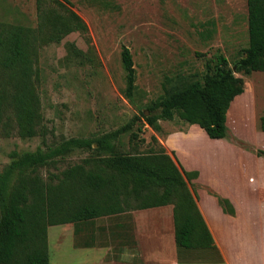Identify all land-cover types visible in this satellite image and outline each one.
Instances as JSON below:
<instances>
[{
  "label": "rangeland",
  "instance_id": "374dc122",
  "mask_svg": "<svg viewBox=\"0 0 264 264\" xmlns=\"http://www.w3.org/2000/svg\"><path fill=\"white\" fill-rule=\"evenodd\" d=\"M38 1L0 0V22L36 28ZM61 1L72 4L87 23L88 31L71 32L60 42L39 47L35 67L39 70L36 86L42 117L37 134L30 138L20 136L14 122L0 128V171L10 162L13 150H47L71 137L95 138L138 116L133 129L117 140V151L150 152L157 147L152 142L156 136L157 145L164 147L181 167L201 168L202 178L190 177L188 187L212 225L216 247L224 245L237 250V240L234 245L228 244L227 235L229 230L237 232L239 224L230 219L228 224L223 221V208L217 198L224 197L223 192L214 189L209 181L218 180L225 190L233 191V200L239 206L245 180L244 175L238 174L237 164L255 157L260 161L259 168L254 170L259 176L254 191L264 197V154L256 153L257 149L264 151V133L259 127V118L264 115V71L249 75L236 72L244 79L245 90L230 105L227 138L211 139L201 127L178 115L172 120H159L157 130L146 123L142 114L159 112L149 108L172 91L203 80L207 62L218 55H224L230 67H234L249 45L247 0ZM42 2L45 7L56 5L54 0ZM124 46L132 52L137 77L130 98L124 91ZM132 131L138 134L137 144L131 141ZM243 150L247 151L245 155ZM97 155L93 149L76 148L59 163V168L63 170ZM59 229L48 228L50 264H114L106 257L107 248L77 247V239L70 232H62L56 240ZM154 240L161 243L158 237ZM158 246L154 245L157 250Z\"/></svg>",
  "mask_w": 264,
  "mask_h": 264
},
{
  "label": "trees",
  "instance_id": "16d2710c",
  "mask_svg": "<svg viewBox=\"0 0 264 264\" xmlns=\"http://www.w3.org/2000/svg\"><path fill=\"white\" fill-rule=\"evenodd\" d=\"M45 7L38 1L36 28L0 22V128L14 122L24 138L37 134L41 120L40 97L35 67L39 47L60 42L75 31L87 32L88 25L70 2L54 0ZM249 45L234 67L220 54L207 62L203 80H194L172 91L142 114L148 125L159 130V120L178 115L198 125L212 139L229 137L227 116L231 102L245 90L236 72L264 71V0H247ZM126 71L125 95L136 89V69L131 50L122 48ZM140 118L98 137H71L47 150H13L10 162L0 171V264H50L48 228L83 221L130 209L173 204L175 239L188 249H216L213 234L201 213L188 179L199 171H186L175 158L157 145L150 152L119 153L116 142L133 129ZM264 132V115L259 118ZM132 131L131 141L137 144ZM93 147V145H95ZM76 148H90L98 155L63 170L59 163ZM252 150L251 147H247ZM261 156L263 150L257 149ZM51 168L56 171H51ZM223 211L236 210L226 197L217 196ZM135 201V204L132 201Z\"/></svg>",
  "mask_w": 264,
  "mask_h": 264
},
{
  "label": "crops",
  "instance_id": "0c3cea01",
  "mask_svg": "<svg viewBox=\"0 0 264 264\" xmlns=\"http://www.w3.org/2000/svg\"><path fill=\"white\" fill-rule=\"evenodd\" d=\"M245 153L247 151L243 150V155ZM245 159L237 164L238 174L244 175L245 180L244 189L240 190L242 194L239 206L233 200L236 197L233 191L225 190L218 180L209 181L214 189L221 190L223 196L235 206L236 216L223 211L222 216L226 224L229 219L239 224L237 232L229 230V236L227 235L228 244L234 245L237 240V250L224 245L219 246L220 249L218 246L216 249H188L178 246L172 204L130 209L93 219L52 225L49 229L60 227L56 240L62 232H70L77 239L75 246L80 248H107L106 257L111 258L110 261L114 264H264V197H259L254 191L259 179L254 170L259 168L260 160L255 157ZM185 170H197L199 178H202V169L199 167ZM207 224L215 238L212 225ZM84 236L88 239H84ZM156 237L161 241L160 244L154 240ZM153 244L159 245L158 250Z\"/></svg>",
  "mask_w": 264,
  "mask_h": 264
},
{
  "label": "water",
  "instance_id": "95a60500",
  "mask_svg": "<svg viewBox=\"0 0 264 264\" xmlns=\"http://www.w3.org/2000/svg\"><path fill=\"white\" fill-rule=\"evenodd\" d=\"M207 134V133H206ZM209 137V136H208ZM212 139V138H211Z\"/></svg>",
  "mask_w": 264,
  "mask_h": 264
}]
</instances>
